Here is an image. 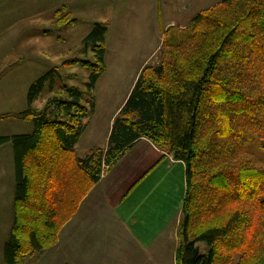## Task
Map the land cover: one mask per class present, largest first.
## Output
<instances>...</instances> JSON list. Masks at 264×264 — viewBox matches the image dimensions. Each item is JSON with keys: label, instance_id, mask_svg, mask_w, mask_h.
Masks as SVG:
<instances>
[{"label": "trees", "instance_id": "obj_1", "mask_svg": "<svg viewBox=\"0 0 264 264\" xmlns=\"http://www.w3.org/2000/svg\"><path fill=\"white\" fill-rule=\"evenodd\" d=\"M68 9L56 10L59 21L76 22ZM107 32L96 21L83 39L94 61L63 62L91 70L88 95L65 85L34 107L46 85H56L55 67L32 82L27 108L0 114L34 125L31 132L0 135V146L12 143L15 164L4 264H25L56 244L107 168L144 138L163 152L161 159L185 163L176 264H264V0H221L186 27L167 29L160 61L140 72L106 145L80 156L76 145L106 71Z\"/></svg>", "mask_w": 264, "mask_h": 264}, {"label": "rangeland", "instance_id": "obj_2", "mask_svg": "<svg viewBox=\"0 0 264 264\" xmlns=\"http://www.w3.org/2000/svg\"><path fill=\"white\" fill-rule=\"evenodd\" d=\"M220 1L82 0L69 7L72 17L77 20L67 23L59 21L61 14H56L66 0H0V114L27 108V93L32 82L55 67L59 71L55 73L56 85L52 89L48 83L33 103L34 107L42 108L48 97L61 92L65 85L78 86L88 95L91 70L81 63L64 65L63 62L71 58L94 61V51L91 46L87 49L84 47L83 39L94 22H105L108 26L105 41L108 48L105 60L107 69L94 90L96 114L88 118L90 124L83 138V142H86L95 131L99 135L96 139L98 146H104L103 138L110 118L108 112L121 102L127 90L123 81L133 72L128 67H137L151 53L144 67L158 64L167 29L171 26L186 27L197 12ZM154 4L157 32L155 19L150 17ZM172 21L174 25H168ZM175 30L171 28L167 35ZM158 45L160 49L153 53ZM32 126L34 128L31 121L15 117L0 118V135L27 132ZM9 147L11 144L0 146V162L8 164L7 169H3L5 175H0L3 177L0 178V264H4V245L10 238L15 210L14 177H11V172L6 175L12 160L7 158ZM63 228L59 237L63 236ZM96 229L98 231L92 238L97 237L105 244L99 247L103 254L95 255L97 263L94 264H123L121 253L126 249L124 246L127 242L120 245L122 233H116L115 227L103 228L102 224L97 225ZM125 252L127 255L123 253L124 256H129V249ZM58 253L59 248L53 245L28 256L25 264H52L50 260ZM100 257L103 259L99 262Z\"/></svg>", "mask_w": 264, "mask_h": 264}, {"label": "crops", "instance_id": "obj_3", "mask_svg": "<svg viewBox=\"0 0 264 264\" xmlns=\"http://www.w3.org/2000/svg\"><path fill=\"white\" fill-rule=\"evenodd\" d=\"M81 1L66 0L65 3L73 7L74 3ZM150 17L155 19V32H157L156 5ZM168 25H174L173 21ZM158 49H160L159 45L155 47L153 53ZM107 52L108 48L106 55ZM151 54L137 67H128L130 68L128 70L133 72L129 74L127 80L123 81V86H127L126 92L123 93L124 97L121 102H118V106L113 107L114 110L108 112L109 124L103 138L105 145L115 116L126 102L141 69L149 61ZM89 124L90 119L76 145L77 152L82 151L80 156L99 144L96 141L99 135L97 136L95 131L89 135L86 142H83ZM33 129L32 126V129L27 132ZM5 144H11L7 151V158L12 159L11 168L6 175L11 172L15 184L14 149L12 143ZM162 155L163 152L155 144L144 138L136 142L117 162L108 167L100 181L82 199L76 215L64 226L63 236L60 235L58 242L54 244V247L59 248V253L50 260V263H97L95 255L103 254L99 247L104 246L105 243L97 237L96 239L92 237L98 231L96 226L102 224L103 228L115 227L116 233L118 231L122 233L120 245L127 242L124 247L129 249L130 254L124 256L127 253L126 249L123 250L121 253L123 264H176L177 228L186 192V168L182 160H176L172 155L161 159ZM7 165L0 162V175H5L3 169H7ZM109 250L110 247H108ZM101 259L103 258L100 257L98 261L100 262Z\"/></svg>", "mask_w": 264, "mask_h": 264}]
</instances>
